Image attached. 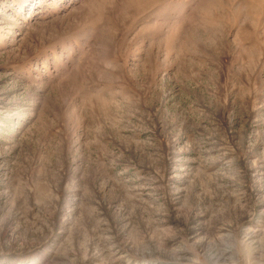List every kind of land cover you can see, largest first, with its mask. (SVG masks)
<instances>
[{
	"label": "rangeland",
	"instance_id": "obj_1",
	"mask_svg": "<svg viewBox=\"0 0 264 264\" xmlns=\"http://www.w3.org/2000/svg\"><path fill=\"white\" fill-rule=\"evenodd\" d=\"M0 264H264V0H0Z\"/></svg>",
	"mask_w": 264,
	"mask_h": 264
}]
</instances>
